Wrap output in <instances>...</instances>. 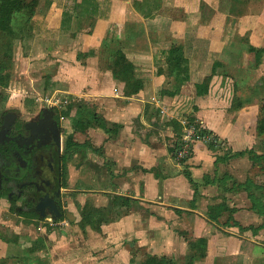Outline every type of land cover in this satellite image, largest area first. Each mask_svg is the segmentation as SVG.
<instances>
[{
  "label": "crops",
  "instance_id": "1",
  "mask_svg": "<svg viewBox=\"0 0 264 264\" xmlns=\"http://www.w3.org/2000/svg\"><path fill=\"white\" fill-rule=\"evenodd\" d=\"M238 9L244 13L240 18L233 13ZM29 29L68 49L61 54L65 73L58 78L66 77L64 92L77 100L74 116L78 109H90L113 130L91 128L97 172L93 190L108 194L106 201L122 209L130 204L149 209V216L138 211L104 224L103 241L133 235L151 255L183 264L194 255L192 242L204 238L207 243L198 249L206 256L194 264H264V215L252 201L264 203V159H259L264 158V143L241 118L242 111L230 110L235 78L226 60L232 52L239 58L234 51L237 36L247 45L244 59L249 44L264 47V0H45ZM174 44L184 46L190 79L173 97L163 90L175 84L166 54ZM120 54L135 67L129 83L114 75ZM216 61L222 69L208 91L198 94L196 84L211 76ZM54 97L46 100L50 106L61 103L62 98ZM188 116L202 121L219 146L198 141L189 159L179 163L175 146L183 131L181 119ZM173 123L179 124L177 134ZM241 152L245 154L238 156ZM64 187L68 189L67 183ZM244 191L248 207L241 203ZM4 201L1 217L13 203ZM18 210L34 218L11 235L0 230V264H98L82 258L83 243L77 237L69 241L65 230L38 228L49 213ZM27 235L31 240L22 241ZM33 246L41 250L30 253ZM126 262L131 264L129 253ZM133 264L143 262L140 258Z\"/></svg>",
  "mask_w": 264,
  "mask_h": 264
},
{
  "label": "rangeland",
  "instance_id": "2",
  "mask_svg": "<svg viewBox=\"0 0 264 264\" xmlns=\"http://www.w3.org/2000/svg\"><path fill=\"white\" fill-rule=\"evenodd\" d=\"M43 2L45 3V0H38L37 8L39 4ZM242 9L236 11V15L239 18L244 15V13H241ZM240 39L241 38L238 36L235 38V41L239 40V45L234 46L236 47L234 51L237 52L239 58H235V52H232L226 57V60L229 62L234 73V96L236 95L243 100L245 105L239 109H234L232 102L230 110L232 112L242 111L241 118L247 124H251L249 127L252 133H255L254 130H256L258 134L259 121L264 118V55L261 58L260 65L257 67L254 66L255 62L250 61L248 57L244 59V52H246L247 45L241 43L243 41L240 42ZM243 40H246V38ZM13 43V64L8 72L10 74L9 82L8 85L0 84L1 104L3 108L8 107L9 109L19 111H24V109L29 111H39L42 109L44 111L55 110L62 125V148L64 150L66 136L73 131L72 125L75 117V105H77V100L64 92V89L69 86V83L65 82L66 77L63 76V78H58V75L61 76V74L65 73L64 66L62 67V64L60 65L61 54H64L68 49L60 48L56 46V44L53 46L50 42H47L45 36L35 35L33 31H30L29 28L24 26L23 30H20V37L16 38ZM224 58L222 57L223 60ZM68 60L69 59L64 58L65 62ZM67 65H70V63L68 62ZM175 65H177L176 61H172V65L169 66L171 70ZM236 65L241 67V71L238 70ZM221 69L222 68L219 67L218 71ZM145 76H147V73ZM173 78H175V74ZM54 94L56 96L54 98H62V100L59 105L58 102L57 105L52 104L50 106L46 100L48 97L54 96ZM250 108H252V110H250ZM27 116L29 115H23L24 118ZM200 118L203 119L204 117L200 116ZM92 127L94 126L88 127L86 135L80 133V137L86 139V141L90 143L92 142ZM173 127L177 134L179 124H174ZM259 137L260 139L258 141L264 143V135H259ZM261 143L260 146L262 145ZM93 155L94 153L91 149L88 151L83 149L77 151L68 159L66 165L63 167L65 171V184L67 183L68 189L66 188L67 190H63L62 197L59 199L63 214L61 216H56L49 213L40 219L38 228H46L48 231L57 230L60 232L65 230L68 238L77 237V242L83 243L80 249L83 253L82 258L86 262L89 261L98 264H127L126 257L127 253H129L131 264H133L140 258L142 262H145L148 258L157 256L151 255L148 249H146V246H141L139 243L140 240L133 235L124 238H116L113 242L110 241L107 243L103 241L107 236L103 231L104 224L112 222L113 219L115 220L114 222H117L129 213L141 211L144 214L146 212L147 216H149L150 212H148L149 209L147 210V208L145 209L143 206H141L142 209H140L136 204H130L128 209H122L121 206H117V203H108L106 201L105 198L108 194L93 190L92 179L97 176L95 168L96 162ZM246 163H248V161L243 162V164L241 162V165H245ZM100 174L103 175L102 171ZM258 175L259 172L254 175L255 178L258 177ZM9 192L8 188L0 190V200L5 199L4 202L7 203L6 198H8L7 195ZM263 192L262 194L264 195ZM242 196L241 203H243V206H250L251 202L246 198L247 195L245 191L242 193ZM13 202L11 210L5 213L6 215L3 214V217L0 216V230L2 229L1 231L4 233L6 231L8 235H11V231L15 233L14 231L18 229L20 224L25 225V223H31L32 220L30 221L29 218H34V215L26 217L24 213L16 208L15 204L17 206L18 204L15 203V201ZM90 208H95L98 212L89 215L88 218L84 215V212H88ZM31 211H34L33 208ZM27 212L30 213L29 211ZM31 214L34 213L31 212ZM158 220L169 222L171 219H168V217H158ZM176 230L179 231L181 236L193 241L190 234L189 237V235L182 230ZM31 238V236L27 235L22 237V241H29ZM68 240L70 241V238ZM260 240L264 241V239ZM73 243H75V240L71 245ZM87 243H89V245ZM55 245L56 244H54V246ZM124 248L129 252L124 250ZM122 251L124 253L120 256V252L122 253ZM159 258H166V263L178 264L175 259L169 261L170 259L166 256ZM187 260H189V258H186L183 264H186ZM178 262H180V260H178Z\"/></svg>",
  "mask_w": 264,
  "mask_h": 264
},
{
  "label": "flooded vegetation",
  "instance_id": "3",
  "mask_svg": "<svg viewBox=\"0 0 264 264\" xmlns=\"http://www.w3.org/2000/svg\"><path fill=\"white\" fill-rule=\"evenodd\" d=\"M0 105V190L9 189L17 209L58 216L52 210L57 205L62 215L66 163L57 112L3 108L1 99Z\"/></svg>",
  "mask_w": 264,
  "mask_h": 264
},
{
  "label": "trees",
  "instance_id": "4",
  "mask_svg": "<svg viewBox=\"0 0 264 264\" xmlns=\"http://www.w3.org/2000/svg\"><path fill=\"white\" fill-rule=\"evenodd\" d=\"M245 4L252 0H242ZM259 1V0H258ZM89 3V0H88ZM38 0H0V84L8 85L10 74L8 73L13 64V41L20 37V30H23V26L29 28L30 21L34 17L37 11ZM92 7V5H90ZM237 10L233 13L236 14ZM20 19V21H19ZM168 56L169 65H172V61H176L177 65L172 67L171 73L175 74V84L172 88H165L163 91L171 96H177L181 92L182 85L185 81L189 80V67L188 60L184 56V46L182 44H174L172 49L166 53ZM264 55V47L258 48L252 44H249V56L250 61L255 62L254 66H259L261 58ZM223 64L216 61L213 65L211 76L207 77L203 83L196 84L198 94H204L209 89L210 82L214 75L218 74V68ZM171 68V67H170ZM114 75L118 79H124L127 83L130 82L128 77L131 75V80L134 79V65L129 62L123 54H120L116 58L115 65L113 67ZM174 69V70H173ZM245 105V102L238 96H234L233 108L239 109ZM81 108V107H79ZM188 119H195L194 116L186 117ZM258 134L264 135V118L259 121ZM90 126L102 127L107 132L113 131L106 127L104 119L98 117L95 113H92L90 109H78L77 115L73 121V131L66 136L64 142V161L67 163L68 159L77 151L86 149L87 151L92 149L93 146L89 141L80 137V133L87 134V129ZM238 156H242L245 152L237 153ZM256 158V155H252ZM258 158V157H257ZM264 159L259 156V159ZM190 181H193L191 176L187 175ZM253 206L256 211L264 215V203L252 197ZM97 213L98 210L90 208L88 212H84V215L89 218V215ZM39 242H43L42 240ZM206 239H199L198 242H192V248L194 255L189 258L186 264H194L196 259H203L206 256L205 250H199L200 244H206ZM36 248V249H35ZM41 250V247H31L29 252H35ZM28 253V252H27ZM133 262V261H132ZM143 264H172L166 263L165 258H159L152 256L148 258Z\"/></svg>",
  "mask_w": 264,
  "mask_h": 264
},
{
  "label": "built area",
  "instance_id": "5",
  "mask_svg": "<svg viewBox=\"0 0 264 264\" xmlns=\"http://www.w3.org/2000/svg\"><path fill=\"white\" fill-rule=\"evenodd\" d=\"M183 131L175 146V157L179 163L187 161L191 155L194 145L198 141L205 142L211 146H219L216 135L206 129L204 123L198 119H181Z\"/></svg>",
  "mask_w": 264,
  "mask_h": 264
},
{
  "label": "water",
  "instance_id": "6",
  "mask_svg": "<svg viewBox=\"0 0 264 264\" xmlns=\"http://www.w3.org/2000/svg\"><path fill=\"white\" fill-rule=\"evenodd\" d=\"M43 205L44 204H41V205H39V207H41V209H43ZM52 210L55 211V212H57V215L61 216V213H60L57 205L56 206H53Z\"/></svg>",
  "mask_w": 264,
  "mask_h": 264
}]
</instances>
